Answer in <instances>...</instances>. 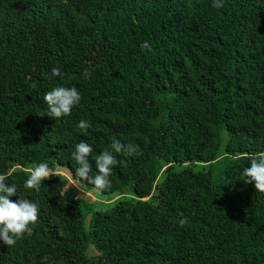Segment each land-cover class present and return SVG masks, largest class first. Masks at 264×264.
<instances>
[{"label": "trees", "instance_id": "1", "mask_svg": "<svg viewBox=\"0 0 264 264\" xmlns=\"http://www.w3.org/2000/svg\"><path fill=\"white\" fill-rule=\"evenodd\" d=\"M213 2L0 0V174L39 206L0 264H264V193L243 175L264 155V0ZM57 86L81 101L55 119ZM114 139L138 152L113 153L109 188L79 183L109 203L75 199V146L95 175ZM42 162L57 175L26 189Z\"/></svg>", "mask_w": 264, "mask_h": 264}, {"label": "clouds", "instance_id": "2", "mask_svg": "<svg viewBox=\"0 0 264 264\" xmlns=\"http://www.w3.org/2000/svg\"><path fill=\"white\" fill-rule=\"evenodd\" d=\"M214 8H222L223 0H214ZM142 50L151 51V46L144 42L141 44ZM52 75H61L58 68L52 69ZM84 77L90 78L89 71L84 72ZM36 85L33 84V87ZM44 101L48 105L47 116L58 119L62 116L71 114L74 106L81 101V94L76 87L57 86L47 92ZM45 115V114H44ZM78 127L82 130L89 127L87 120H81ZM111 151L105 150L95 157V175L92 174V165L89 162V157L93 151L91 145L81 141L75 146V151L72 152V157L76 162L75 180L78 187L79 183L87 182L94 186L97 191H103L111 186L110 176L113 167L118 165V161L113 153L127 152L128 154L138 152L139 146L134 144L124 145L121 141L114 139L111 143ZM51 175H57L49 167L47 163H39L28 175L24 182L26 189H35L39 191L41 182ZM245 184H253L255 190L264 193V155L251 160L250 167L243 170ZM8 176L0 174V240L6 246H14L17 239L24 233L29 232L30 224H34L38 219L39 206L37 203L24 198L19 192V198L13 202L9 197L17 195L18 189L7 183ZM79 188V187H78ZM183 215V214H181ZM187 223L186 218L179 221V225L183 227Z\"/></svg>", "mask_w": 264, "mask_h": 264}, {"label": "rangeland", "instance_id": "3", "mask_svg": "<svg viewBox=\"0 0 264 264\" xmlns=\"http://www.w3.org/2000/svg\"><path fill=\"white\" fill-rule=\"evenodd\" d=\"M58 172L61 173V174H63V175H65L67 178H69V174L67 173V171L65 169L60 168L58 170ZM74 183H76V182L73 181V180H71L69 178L68 184H67L66 187L72 188V190H73V197L75 199H78V200L82 199V200H85V201H88V202H90V201H96L95 203L97 205L100 204V207H105L109 203V200L108 199L111 196L98 195V194L95 196V194H94L93 191L86 190V189H84L80 185H78V187H79L78 188L76 185H74ZM113 198H115V197H113ZM87 221H88V218H86V223H87ZM87 253H89V254H95L96 251H95V249L92 246H89L88 249H87Z\"/></svg>", "mask_w": 264, "mask_h": 264}]
</instances>
